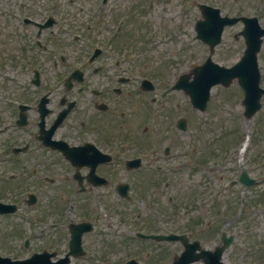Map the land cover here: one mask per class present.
<instances>
[{
  "label": "flooded vegetation",
  "instance_id": "flooded-vegetation-1",
  "mask_svg": "<svg viewBox=\"0 0 264 264\" xmlns=\"http://www.w3.org/2000/svg\"><path fill=\"white\" fill-rule=\"evenodd\" d=\"M160 1L168 2L155 0L156 3ZM126 2L0 0V86L8 82L4 71L14 60L16 52L33 55L40 50L43 55L40 85L43 86L45 206L48 200L77 199L81 200L78 208L90 216L95 200H101L110 208L111 200L119 199L126 206L130 203L128 198L156 197L158 191L154 186L159 179H164L167 186L191 181L188 161L190 127L182 133L175 126L177 120L174 127H164L167 129L163 133L155 127L161 115L173 118L177 111L189 110L188 102L185 99L183 103L178 101L177 98L184 95L181 90H171L164 95L167 84L164 83L161 89L159 79L150 73L144 75L148 67L146 63L134 67L123 56L127 50L124 39L129 35L135 39L141 34L136 26L143 24L140 19L146 1H139V21L137 25L132 22L130 28L125 22L133 16L127 15ZM182 3L189 8L184 14L189 34L195 35L198 19L204 35L211 32L216 36L221 30L220 41L212 52L213 61L220 64L230 66L239 60L245 47V19L257 18L264 27V0H182ZM192 3L198 12L194 18L191 17ZM166 18L165 22L169 21ZM163 28H169L167 22ZM199 46L200 62L203 63L211 53V47L205 37L200 38ZM259 66L264 87V39ZM11 80H14V73ZM219 88V95L211 100L212 104L217 98V109L211 114L221 121L220 126L217 130L212 125L201 129L203 148L213 143L216 137L218 140L215 157L221 166L210 167L212 172L220 171L216 181L224 179L223 169L228 164L222 166L223 158L231 156L230 152L237 145L232 135L240 126L239 112L242 116L244 112L241 102L244 90L238 79L228 87L220 85ZM15 97V94H0V114L9 118L15 116L19 108ZM28 105L27 114L34 109V104ZM252 129L255 136L248 175L255 180L251 194L262 204L264 95L263 108L257 113ZM165 140L170 141L168 151L165 145L161 146V141ZM201 161L204 164V159ZM24 167L22 163L21 168ZM216 176L212 175L209 182H214ZM232 176L237 179L239 172ZM205 178L206 174H201V180L205 181ZM124 184L129 187L130 196L122 193ZM258 186L259 190L253 194ZM254 208L255 213L264 215V209ZM215 209L218 213L219 206L216 205ZM210 223L211 230L217 228L218 220ZM185 228L190 234V224H185ZM255 262L264 264V258Z\"/></svg>",
  "mask_w": 264,
  "mask_h": 264
},
{
  "label": "rangeland",
  "instance_id": "rangeland-1",
  "mask_svg": "<svg viewBox=\"0 0 264 264\" xmlns=\"http://www.w3.org/2000/svg\"><path fill=\"white\" fill-rule=\"evenodd\" d=\"M129 0H127L126 5ZM170 2L166 5H164L163 8L158 7L155 5V7L151 11H146L143 15L142 22L143 24L137 25L136 30H138L142 34V40L145 38V26L147 22V17L152 15L155 18V21L157 23L156 25H153V31L156 32V36L153 38L156 40L158 45L154 48H150L146 50L144 53L143 50L137 49L134 45L128 46L126 54L128 56L129 64L137 63L141 58L145 57L150 62H148V67L145 71H153L155 70L156 75H159L161 78L164 79H172L176 76H178L182 71H185L189 69L190 65L193 62L199 61V49L196 48L198 43H194L192 50H189V47L185 45L184 43V37L180 39H176V37L173 36H165L163 34V30H161V19L159 18V15L162 13H165L166 16H169L173 18L174 13V5L176 3L175 0H169ZM164 10V11H163ZM73 11H76L73 9ZM143 14V13H142ZM133 15L135 16V11H133ZM138 16L136 15V18ZM130 21H133L132 18L129 19L128 23ZM171 24V30L175 26V20H170ZM129 28V26H128ZM133 42L135 43L134 39ZM17 54V53H16ZM135 54H139V56H136ZM40 57V56H39ZM41 58V57H40ZM17 78H27L24 71H20V67H18V62H16V71H15ZM27 89H24L20 85L14 84L13 82H9L8 87H3L1 89L2 94H13L14 92H25ZM23 96L22 94H20ZM214 95H219L214 94ZM217 99V98H216ZM216 99L213 101L209 108V114L207 116H210V113L212 111H215L217 109L216 107ZM221 121H217V123L211 127H213L215 130L218 129L220 126ZM8 132L11 135H19V130L10 128ZM6 134H3V136ZM30 137L29 134H27V137ZM24 138V140L29 138ZM0 138L2 136L0 135ZM34 162V161H33ZM2 169L5 170L3 165H0ZM40 174L39 177H33L31 182L25 184L21 181H12L11 183H19L22 187L27 186L29 187L28 190L34 191L38 195V202L34 205H27L26 201L22 198L20 199L22 202V209L17 214L10 215L9 217L0 216V254L3 256H10L12 258H23L29 256L33 251H39L43 250V247H56L57 249H60L64 251L67 248L66 245V239L63 238L61 242L58 244V232H56V229L50 228L49 223L47 226V230L45 231V234H43V166L38 165ZM33 168V166H32ZM12 172V171H7ZM5 176L0 177V179H6ZM14 178L13 180H15ZM224 181H218L217 187L221 186ZM189 187H192V190L194 188H201V182H190ZM4 186V182L0 180V193L4 192L5 197L9 196L11 197V191L7 186ZM261 186V185H260ZM256 187L252 193H256L259 190V187ZM264 186V185H263ZM20 188V187H17ZM228 190H234V191H224V196L221 199V207L227 208L228 213H234V220L231 221L229 225L223 223V229L231 231H237L239 233L237 244L233 247V249L228 251V254L226 256V260L228 263H236L238 260V256L235 257V254L238 250L243 251L245 247L248 246V243H250V240L255 241V247L259 245V240L257 235H251L252 228L255 230V227L257 224H255V221H252L249 219V213L248 209H253L254 206H249L247 197H244L241 195L240 192L244 191V187L242 186H236L235 188H227ZM28 190L26 191L25 195L27 194ZM237 191V193H236ZM230 194V195H227ZM198 198L197 203H188L187 205H184V207L179 208V211L176 212L177 215L175 218L180 222L183 223L184 219H178L179 216L184 217L188 221L193 223H196V220H194L196 217H200L202 220V223L198 226H194L193 229V236L199 235L200 231L199 229L204 226L205 219L208 218L210 215H213L211 212L212 207L215 205L206 204L205 196L203 194H194ZM202 196V201H201ZM26 198V197H25ZM244 199L245 204L242 205V201ZM154 200V199H153ZM185 202L186 199L179 198L176 201V204L179 201ZM191 200V197H190ZM155 201V200H154ZM201 201V202H200ZM114 204V200H112ZM159 203V201H158ZM136 204L134 206V215L136 217V212L139 210V213H142V219L145 221V224L149 222V225H146V227L143 225L144 228L149 229L150 227L154 228L156 224H158V229L164 230L165 226L158 222L157 219L162 218H173L172 214L175 213L173 210H170V205L167 203V199L161 200L159 204L153 202L149 198H139L136 199L133 203ZM152 206H158L155 210ZM44 210L47 212V215L49 217H56L58 212L50 211V207H44ZM94 210V209H93ZM232 210V211H231ZM242 211V215L240 214ZM72 212V211H70ZM70 212H67L66 215L71 214ZM113 214L115 216H120L119 210H113ZM72 217V215H70ZM241 216V217H238ZM127 217V216H126ZM129 217V216H128ZM133 217V214L132 216ZM148 218V219H145ZM223 220L224 217L222 216ZM207 221V219H206ZM178 222H172L171 224L174 226H178L180 228L184 227L185 224H180ZM259 226V225H258ZM260 229L263 228L262 225L259 226ZM201 234V233H200ZM206 241L210 240V236H207L205 234H201ZM49 238L48 241H45ZM53 238V239H51ZM87 238V237H86ZM29 240L28 246H25L24 242L25 240ZM96 236L92 235L88 238L89 248L90 251L88 255H85L84 257L80 259H73L71 261V264H110L113 261L118 262L124 259L125 256L131 253L132 248H122L121 245H119V241L115 239H110L107 241V245H100L98 242L96 243ZM55 243V244H52ZM206 243V242H205ZM141 250H145L146 248L153 249V253L151 256L145 255V252L142 251L138 256L139 260L142 264H161L164 262H168L169 260L164 261L165 259L162 258L161 252H166L164 250L168 249L169 251L172 249H178L179 246L175 244H170L164 246V243L160 242H151L150 244L147 243L145 246L142 245L139 247ZM107 251V252H106ZM162 261V262H160ZM246 261V259H244ZM113 264H115L113 262Z\"/></svg>",
  "mask_w": 264,
  "mask_h": 264
},
{
  "label": "water",
  "instance_id": "water-1",
  "mask_svg": "<svg viewBox=\"0 0 264 264\" xmlns=\"http://www.w3.org/2000/svg\"><path fill=\"white\" fill-rule=\"evenodd\" d=\"M243 62H247V63H256V58H255V56H254V53H253V51H251L250 49H248L247 50V52H246V54H245V56H244V58H243V60H242V62L241 63H243ZM241 68V67H240ZM208 88H209V85H208V87H207V91H208ZM203 89H202V92L198 95V97H196L195 98V92H194V99H196L197 100V102H201L202 101V94H204L203 93ZM32 259L33 258H31V259H29V260H31L32 261ZM4 260V259H3ZM183 260H184V257H182L181 258V261L179 260V264L181 263V262H183ZM5 262H4V264H26L27 262H28V260H25V261H14V262H11L9 259H5L4 260ZM8 262H10V263H8ZM0 264H3L1 261H0ZM54 264H67L66 263V259H61V260H59V261H57V262H55Z\"/></svg>",
  "mask_w": 264,
  "mask_h": 264
}]
</instances>
